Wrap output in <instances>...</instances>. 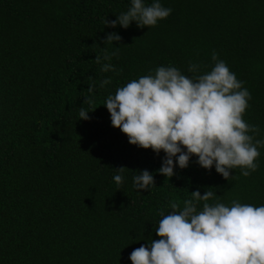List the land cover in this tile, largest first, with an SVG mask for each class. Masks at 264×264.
<instances>
[{
    "label": "trees",
    "instance_id": "trees-1",
    "mask_svg": "<svg viewBox=\"0 0 264 264\" xmlns=\"http://www.w3.org/2000/svg\"><path fill=\"white\" fill-rule=\"evenodd\" d=\"M159 2L172 9L167 18L125 29L104 20L131 0H0V264H132L135 248L159 239L161 213L172 202L182 210L196 190L216 194L209 204L264 205V147L247 177L235 168L227 180L195 155L166 177L157 171L163 150L133 145L112 126L103 104L119 87L160 66L191 77V62L204 74L215 51L250 92L243 119L264 139V0ZM110 32L121 41L104 43ZM117 49L102 63L119 71L102 72L96 56ZM81 107L95 108L90 119L79 118ZM142 170L154 177L148 190L133 186Z\"/></svg>",
    "mask_w": 264,
    "mask_h": 264
},
{
    "label": "clouds",
    "instance_id": "clouds-1",
    "mask_svg": "<svg viewBox=\"0 0 264 264\" xmlns=\"http://www.w3.org/2000/svg\"><path fill=\"white\" fill-rule=\"evenodd\" d=\"M171 12L159 0L150 5L144 0H131L126 12L115 20L105 18L104 24L127 29L135 21L137 27H151ZM121 39L110 32L104 43ZM113 56H118V49L96 56L102 72L119 71L110 62L102 63ZM211 58L214 66L204 74H198L200 66L190 62L191 77L176 67L160 66L154 75L141 76L119 87L103 104L112 126L126 134L129 143L157 154L163 150L165 157L157 171L166 177L175 174L177 164L181 169L188 167L193 155L201 167L210 170L214 165L227 180L232 169L241 168V174L247 177L258 167L255 161L264 139L255 138L259 126L243 119L251 94L215 51ZM110 82L111 78H105L100 87ZM94 87L90 85L88 91ZM84 102L90 107L93 104L91 97H85ZM94 110L81 107L79 118L90 119L88 112ZM125 168L117 169L123 173ZM114 180L117 185L123 183L122 175H115ZM154 184L148 170L133 177L137 190H148ZM215 195L211 190L203 195L199 190L192 191L182 210L172 202V211L161 213L163 218L155 231L159 239L135 248L129 256L132 264H264V205L257 207L238 200H233L231 206L209 204ZM201 201L202 210H198Z\"/></svg>",
    "mask_w": 264,
    "mask_h": 264
}]
</instances>
